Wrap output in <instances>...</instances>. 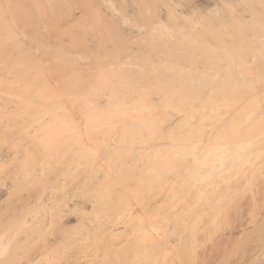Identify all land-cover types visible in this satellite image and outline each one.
<instances>
[{
	"label": "bare ground",
	"instance_id": "6f19581e",
	"mask_svg": "<svg viewBox=\"0 0 264 264\" xmlns=\"http://www.w3.org/2000/svg\"><path fill=\"white\" fill-rule=\"evenodd\" d=\"M0 97V264H264V0H0Z\"/></svg>",
	"mask_w": 264,
	"mask_h": 264
},
{
	"label": "rangeland",
	"instance_id": "374dc122",
	"mask_svg": "<svg viewBox=\"0 0 264 264\" xmlns=\"http://www.w3.org/2000/svg\"><path fill=\"white\" fill-rule=\"evenodd\" d=\"M111 49H112V48H111ZM101 50H103V49H101ZM103 51H104V52H102V53H105V52H106L105 54H107L108 51L110 52V50H107V51L103 50ZM88 52H89L88 55L91 56V51H88ZM100 52H101V51H100ZM100 52H98V53H99V55L101 54V56L103 55V59H105L104 57H106V59H107V58L109 59V57H110L109 54H107V55L104 56V54H102V53H100ZM111 52H112V51H111ZM111 52H110V55L112 54ZM98 53H97V54H98ZM86 54H87V53H86ZM94 54H96V52H94ZM94 54H93V55H94ZM97 54H96V55H97ZM101 56H100V57H101ZM108 56H109V57H108ZM96 86H97V84H96ZM92 89H94V87L91 88L90 93H91V92L93 93V90H92ZM106 91H107V90H106ZM33 96L36 97V95H34V92H33V94H32V92H31L30 98L33 99V98H34ZM37 96H38V95H37ZM89 96H90V95H89ZM121 96H122V95H121ZM1 97H2V96H1ZM1 97H0V98H1ZM9 97H11V96H8V98H9ZM49 97H51V96H48V98H47V97L44 98V96H43L44 100L47 99V100L44 102V103H46V104H44L43 102H41V103L44 104V105H47V102L49 103V100H50ZM91 97H92V98H91ZM91 97H90V98L93 99V95H91ZM103 97L106 98L107 96H96V97L94 98V100L96 99L97 101H98V100H99V101H102V100L104 101L105 98H103ZM108 97H109V96H108ZM111 97H112V96H111ZM119 97H120V96H119ZM148 97L151 99V98H157L158 96H152V95H151V96H147V99H148ZM3 98H4V100L7 99V97H5V96H3ZM3 98H2V99H3ZM11 98H13V99H12L13 101L10 100V98H9L8 101H10L11 103L9 102L10 104H8V105H11V106H12V105H14V104H16V103H17V105L20 103V104H19V105H20V108H21V109H19L20 111L22 110V107H23L22 105H23V104H24V106H25V107H24V110H27V111H29V112H30V110H32V112H33L34 110H37L38 108H41L40 106L38 107V105H37L36 103H34V102L32 103V102L30 101L31 99H30V98H26V96H25V98H26L27 100L25 99V101H28V99H30V100L28 101V105L25 103V101H24L23 104L21 103V101L23 102L24 96H13V97H11ZM36 98L40 100V97H39V98L36 97ZM36 98H35V99H36ZM41 98H42V97H41ZM83 98H84V96H83ZM83 98H82V97H79V100H80V99H81V100H84ZM87 98L89 99L88 96H87ZM109 98H110V97H109ZM109 98H108V99H109ZM113 98H115V97L113 96ZM113 98H112V99H113ZM125 98H127L126 101H127L128 103H129V101H130V103H131L132 101H134V96H131V95L129 96V95H126V94H125V96L123 95V97H120L121 100H124ZM14 99H15V100H14ZM37 99H36V100H37ZM48 99H49V100H48ZM91 99H89V100L92 101ZM106 99H107V98H106ZM116 99H119V98H116ZM120 99H119V100H120ZM145 99H146V98H145ZM147 99H146V101H147ZM44 100H42V101H44ZM51 100H53L54 102L52 103V101H50V103H52V104H48V106L58 104V102H56V100H54V99H51ZM96 100H95V101H96ZM148 100H149V99H148ZM6 101H7V100H6ZM8 101H7V102H8ZM14 101H15V102H16V101H20V102L13 103ZM33 101H35V100L33 99ZM37 101H38V100H37ZM126 101H124V102L126 103ZM35 102H36V101H35ZM80 102H83V101H80ZM117 102H118V101H117ZM119 102H120V101H119ZM12 103H13V104H12ZM29 103H30L31 105H29ZM37 103H39V101H38ZM54 103H55V104H54ZM121 103H123V102H121ZM21 104H22V105H21ZM25 104H26V105H25ZM87 104H88V103H87ZM19 105H18V107H19ZM85 105H86V104H85ZM128 105H129V104H128ZM11 106H10V107L8 106V107H9V108H12V110H13L14 107H15V105H14L13 107H11ZM29 106H32V107H31L32 109L29 108ZM34 106H35L37 109H34V110H33V107H34ZM86 106H87V105H86ZM27 107H28V108H27ZM71 107H72V106H71ZM16 108H17V107H16ZM84 109H85V108H84ZM171 109H172V108H171ZM14 110H16V109H14ZM14 110H13V111H14ZM19 110H17V111L19 112ZM24 110L21 111L23 114H24ZM38 110H40V109H38ZM38 110H37V111H38ZM85 110H87V109H85ZM17 111H16V114H17ZM29 112H28V113H29ZM32 112H30V116H31V117H32ZM34 112H36V111H34ZM34 112H33V114H34ZM14 113H15V112H14ZM26 113H27V112H26ZM26 113H25V114H26ZM28 113H27V114H28ZM117 113L119 114L120 112H117ZM23 114H22V115H23ZM27 114H26V115H27ZM118 114H114V115H116V116L118 117ZM22 115H21V113H20L19 116H21V117L23 118ZM122 115H123V114H122ZM19 116H17V115H16V116H13V113H12V119H13V120H14L15 117H19ZM27 116H28V115H27ZM27 116L24 115V117H27ZM13 117H14V118H13ZM21 117H20V118H21ZM31 117H29L28 120H30ZM117 117H116V118H117ZM10 118H11V115H10ZM20 118H19V120H18V118L15 119V120H18V121H17V122H18L17 124H19L20 126H21V125H24V126H25L26 122H27V124H28L29 121H26L27 119H24L25 121L22 122V121L20 120ZM114 118H115V116H114ZM119 118H121V115H119ZM31 119H32V118H31ZM13 120H10V123H11V121H13ZM117 120H118V118H117ZM14 122H15V121H14ZM14 122H12V125L10 124V127H12L13 125H15ZM19 122H20V123H19ZM21 122H22V123L25 122V124H22ZM13 123H14V124H13ZM32 124H33V123H32ZM32 124H30V125H32ZM33 125H37V124L34 123ZM109 126H112V125H109ZM115 126H116V125H115ZM115 126H114V124H113V127H114V128H116ZM14 127H15V126H14ZM14 127H13V128H14ZM18 127H19V126L17 125V126H16V128H17V132L19 131V133H20V130H18ZM21 127H22V126H21ZM113 127H110V128H113ZM16 128H15L14 130H16ZM25 128H26V127H25ZM25 128L22 127V130L25 129ZM110 128L106 126V129H104V131H105V130L110 131V130H109ZM114 128H113V129H114ZM9 129H10V128H9ZM11 129H12V128H11ZM19 129H20V128H19ZM113 129H112V131H114V133H115L116 131H115V129H114V130H113ZM117 129H118V128H117ZM117 129H116V130H117ZM14 130H10V131L13 132ZM117 131H119V130H117ZM15 132H16V131H15ZM15 132H14V133H15ZM14 133H12V136H13ZM19 133H17V134H19ZM0 136H1V135H0ZM9 136H11V135H9ZM17 136H18V135H17ZM1 137H2V136H1ZM13 137H14V136H13ZM15 137H16V135H15ZM2 138H3V137H2ZM2 138H1V139H2ZM7 138H8V137H7ZM7 138H6V141L9 142L8 144H7V142H6V143L4 142L5 140H4V141H3V139L1 140V141L4 142L3 144H6V145H4V147H6V146L9 147L10 144L13 145V143H14V142H13V143H10V139H11V138L9 139V141L7 140ZM4 139H5V138H4ZM11 140H12V139H11ZM13 140H14V139H13ZM13 140H12V141H13ZM1 141H0V149H1V147L3 148V146H1V145H3V144H1V143H2ZM200 143H201V145H202V142H200ZM198 144H199V143H198ZM12 145H10V146H12ZM199 145H200V144H199ZM201 145H200V146H201ZM205 145H206V144H205ZM203 146H204V143H203V145L201 146L202 149H204ZM8 147H6V149H7ZM186 147L189 148V147H191V146H186ZM201 147H200V148H201ZM205 147H206V146H205ZM187 148H185V149L187 150ZM198 148H199V147H198ZM200 148H199V150H200ZM3 149H4V148H3ZM3 149H1V150L4 151ZM1 150H0V151H1ZM174 150H176V149H174ZM186 150H185V151H186ZM2 151H1V152H2ZM195 151H196V149H195ZM170 152H171V150L168 152V155H170ZM200 157H201V156H200ZM189 158H190V157H189ZM208 166H209V165H208ZM209 168H210V167H209ZM214 168H215V167H214ZM206 170H208V168H207ZM209 170H211V169H209ZM212 170H213V169H212ZM212 170L210 171V173H211V172L213 173ZM214 171H215V170H214ZM214 173H215V172H214ZM214 173L212 174L213 176H214ZM205 175H206V177H208L209 174H205ZM210 176H211V175H210ZM211 177H212V176H211ZM214 177H215V176H214ZM214 177H213V179H212L213 181H214ZM208 179H210V181H212L210 177H209ZM205 180H207V179H205ZM205 180H204L205 184H209V180H208V181H205ZM263 180H264V179H263ZM213 181H212V182H213ZM261 181H262V180H261ZM261 181H260L259 183H261ZM206 182H208V183H206ZM212 182H211V183H212ZM214 182H215V181H214ZM214 182H213V183H214ZM262 182H263V183H262V185H263V184H264V181H262ZM213 183H212V184H213ZM214 185H215V183L213 184V186H214ZM208 187H209L208 189H212V188H210V187H212V185H211V186L208 185ZM259 187H260V189H261L262 186L259 185ZM259 187H258V186H257V187L255 186V188L258 189V190H259ZM0 188H1V187H0ZM2 188H3V187H2ZM213 188H214V187H213ZM3 189H4V190L0 189V196H3V193L6 191V188H3ZM3 191H4V192H3ZM210 191H211V190H209V193H210ZM255 191H257V190H255ZM261 191H262V190H261ZM1 193H2V195H1ZM209 193H208V196H209ZM4 194H5V193H4ZM212 195H213V194H212ZM214 195H215V193H214ZM208 196H207V197H208ZM204 197H205V195H204ZM204 197H203V198L201 197L202 199L200 200V202H201L202 205H203V206H202V207H203L202 209L204 210L203 213L206 215V216L204 215V217H202V219H203L202 222H203L204 224H205L204 221L208 222V223H206V225H204V227H205V228H210V229H211L212 226H213L214 223H215V220L212 221V220H213L212 217L214 218V215H213V214L210 215V213H209V215H208L206 212H210V210H209L210 207H211V208H210L211 211L214 212V210H212V208H213V206H214V205H213V201H215V200H213L212 203L210 202V201H211V200H210V201H209L210 204H209L207 201H205V200H207V199H204ZM207 197H205V198H207ZM211 197L214 199L215 196H211V193H210V198H211ZM208 198H209V197H208ZM212 198H211V199H212ZM3 199H5V197H4ZM214 204H215V203H214ZM212 212H211V213H212ZM214 214H215V213H214ZM212 215H213V216H212ZM204 219H205V220H204ZM209 221H210V222H209ZM202 222H200V223L203 225ZM202 225H201V226H202ZM204 227H203V228H204ZM226 227H227V226H226ZM226 227H225V228H226ZM225 228H224V229H225ZM227 228H228V227H227ZM210 229H206V230H210ZM212 230H215V225H214L213 229H211V231H212ZM227 230H228V229H227ZM211 231H210V232H211ZM221 231H222V230H221ZM221 231L219 232V234H222L223 231H222V232H221ZM207 232H209V231H207ZM210 232H209V233H210ZM226 232H227V231L224 230V233H225L224 236H226V235L228 236V234H226ZM212 233H213L214 235L212 234V236L209 237V240H207L206 244H204V246L206 245V246L204 247V251H203V249H200V253H201L202 259H204V258L208 259L207 261H208L209 263L206 262V264H207V263H208V264H215V263L217 262V260H216V258H215V254H216V256H217V255L219 256V254H217V252L215 253V250H216V249H215V240H216V239L218 240L220 237H224L223 234H222V236H221V235H220V236L217 235V236H216V239H215V233H214V231H212ZM204 234H206V233L204 232L202 235L205 236ZM213 236H214V237H213ZM217 237H218V238H217ZM210 238L212 239V241L210 240ZM221 239H222V238H221ZM213 240H214V241H213ZM222 240H223V239H222ZM222 240H218V242H221ZM211 243H212L214 246H213ZM220 245H221V246H220ZM222 246H223V244L220 243V244H219V248H218L220 251H221V249H222ZM205 248H206V249H205ZM210 248H211V249H210ZM209 249H210V250H209ZM201 251H202L203 253H202ZM216 251H217V250H216ZM204 252H205V253H204ZM210 252H211V253H210ZM209 253H210L211 255H210ZM218 253H219V252H218ZM64 254H65V255H64ZM220 254H221V252H220ZM60 255H61V256H60ZM206 255H207V256H206ZM59 256H60V257H59ZM62 256H63V260H64L65 257L67 256V254H66V253H63V255H62V254H59L57 257H59V259H60V258H62ZM204 256H205V257H204ZM218 256H217V257H218ZM209 257H210V258H209ZM202 259H201V260H202ZM233 260H235V258H234ZM203 261H204V260H203ZM60 262H62V261H60ZM241 262H243V260H242Z\"/></svg>",
	"mask_w": 264,
	"mask_h": 264
}]
</instances>
